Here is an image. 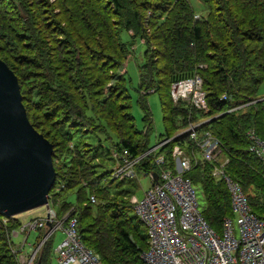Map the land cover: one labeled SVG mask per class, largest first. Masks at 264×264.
I'll use <instances>...</instances> for the list:
<instances>
[{
  "label": "trees",
  "instance_id": "trees-1",
  "mask_svg": "<svg viewBox=\"0 0 264 264\" xmlns=\"http://www.w3.org/2000/svg\"><path fill=\"white\" fill-rule=\"evenodd\" d=\"M205 7L206 16L195 19L187 0H0V60L17 77L30 123L53 146L56 180L49 197L59 202L75 190L77 204L64 202L59 210L76 208L83 244L103 264H143L140 255L148 249L146 229L132 215L136 190L120 191L135 179L112 180V151L140 158L138 171L145 173L158 171L154 162L161 155L174 167V146L196 149L188 134L178 136L190 123L210 119L199 132L209 131L220 142L225 173L264 221V165L248 151L246 136L254 129L264 141L258 95L264 82V0H207ZM137 41L147 46L138 67L145 133L152 122L144 97L157 94L165 125L161 143L169 141L148 156L147 140L130 113L124 71ZM193 76L202 80L207 113L171 99L172 84ZM199 164L186 177L201 190L203 215L217 231L233 216L229 192L211 176L210 164ZM251 186L255 197L247 193ZM21 225L0 213V264H20L11 234ZM49 242L34 264L38 258L46 264Z\"/></svg>",
  "mask_w": 264,
  "mask_h": 264
},
{
  "label": "built area",
  "instance_id": "built-area-1",
  "mask_svg": "<svg viewBox=\"0 0 264 264\" xmlns=\"http://www.w3.org/2000/svg\"><path fill=\"white\" fill-rule=\"evenodd\" d=\"M194 18L198 19V16ZM170 96L174 104L184 102L190 109L208 112L206 94L199 76L173 83ZM222 99L226 100L227 97L224 95ZM205 122L190 123L185 131L178 134H188L196 149L189 153L182 146H174L171 153L174 167H170L162 155L155 159L154 165L158 171L153 173L157 174V181L152 172L138 171L140 158L131 157L127 150L121 154L112 151L116 160L112 180H134L139 174L150 180V187L140 199L136 196L130 199L134 214L148 236V249L140 255L143 264H264V221L252 212L248 195L240 184L225 173L227 159L222 154L220 142L209 131L199 132V126ZM246 136L250 144L248 151L264 165V141L259 139L254 129L249 130ZM168 142L160 143L145 156ZM199 161L212 166L211 176L223 181L229 192L233 216L223 219L221 235L208 224L203 215L204 208H199L196 186L186 177V173ZM91 202L95 203L94 197H91ZM43 207V217L23 221L13 233L14 237L23 236L21 251L28 234L47 230V239L42 240L27 264H34L40 248L58 230L63 233L64 240L59 244L51 264H103L99 255L83 244L75 207L60 216L50 207V197ZM233 218L239 239L234 234ZM47 222L51 224L50 229H47Z\"/></svg>",
  "mask_w": 264,
  "mask_h": 264
},
{
  "label": "water",
  "instance_id": "water-1",
  "mask_svg": "<svg viewBox=\"0 0 264 264\" xmlns=\"http://www.w3.org/2000/svg\"><path fill=\"white\" fill-rule=\"evenodd\" d=\"M55 180L53 146L30 123L17 77L0 60V213L13 218L45 206Z\"/></svg>",
  "mask_w": 264,
  "mask_h": 264
},
{
  "label": "rangeland",
  "instance_id": "rangeland-1",
  "mask_svg": "<svg viewBox=\"0 0 264 264\" xmlns=\"http://www.w3.org/2000/svg\"><path fill=\"white\" fill-rule=\"evenodd\" d=\"M187 1L196 15L198 16L201 15V17L206 16L207 9L205 7V2L207 0H187ZM124 40L127 41L126 35L124 36ZM146 49H147V46L145 44L137 41L135 44L134 53L132 57L128 59L124 71H125V79H126V91L130 98L131 116L134 120L136 130L139 133H141L147 140L146 148L149 150H152L156 146L160 145L161 141L164 139L163 137L165 136V129H164L165 125L163 121V113H162V107H161L159 96L157 94H147L144 97V103L148 110L149 117H151L152 123H151V128L149 129V131L145 133L147 121H146V113L144 112L140 104L138 67L141 66L142 63L144 62V52L146 51ZM3 56L4 55H2V57ZM258 95L259 97H262L261 102L264 107V82L259 86ZM208 121H210V119L206 120V122ZM113 140L115 141V138H113ZM106 145L108 144L106 143ZM201 164H204V163L200 162L199 165ZM132 182L133 184L132 183L121 184L120 191L125 192V191H130L134 189L136 190L134 192V196L140 199L143 193L150 187V180L143 174H139L138 178ZM57 191L58 190L56 189L55 193H58ZM108 191L110 195H114L113 188H109ZM247 193L250 195V197H255L257 195V191L253 188V186L248 188ZM195 194H196V198L199 204V208L200 209L204 208L205 200L203 198L201 190L198 189L197 187L195 189ZM50 195L52 196V194ZM260 198H262V196H260ZM64 202L68 204H72V205L77 204L76 199H75V190L67 192L66 194L62 195V198L59 202L58 201L56 202L53 198H50V207L53 210L58 211L59 215L61 216V212L59 209H60V205L62 206ZM133 214L134 212L132 211V215ZM44 215H45V208L41 207V208H38L32 211L26 212L24 214H21L19 216H16L15 218L23 222V221L35 219L37 217H43ZM233 219H234L233 224H234V229H235L234 234H235V237L239 239L238 228L235 223V218ZM221 229L222 228L217 230L220 235L222 234ZM13 233L11 234V239L12 237H14ZM44 233H47V230L33 231L30 234H28L25 244L22 247L21 251H19V249H20V245L23 244V236L19 235L18 238L13 239L12 242L15 245L13 244L12 250L14 253H16L20 264H27V261L30 259L31 255H33L38 245L41 243L40 238L44 236ZM63 240H64L63 233L59 230L56 231L53 234V236L50 237L49 255H48V260L46 261V264H51L53 262L56 256V250L59 244ZM20 256H22L23 258H20Z\"/></svg>",
  "mask_w": 264,
  "mask_h": 264
},
{
  "label": "crops",
  "instance_id": "crops-1",
  "mask_svg": "<svg viewBox=\"0 0 264 264\" xmlns=\"http://www.w3.org/2000/svg\"><path fill=\"white\" fill-rule=\"evenodd\" d=\"M19 237V236H18ZM17 236H15L14 238H18ZM17 246V245H16Z\"/></svg>",
  "mask_w": 264,
  "mask_h": 264
}]
</instances>
